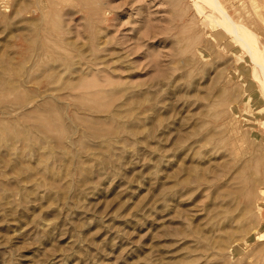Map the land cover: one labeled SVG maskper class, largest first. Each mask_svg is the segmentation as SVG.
Masks as SVG:
<instances>
[{"label":"rangeland","instance_id":"rangeland-1","mask_svg":"<svg viewBox=\"0 0 264 264\" xmlns=\"http://www.w3.org/2000/svg\"><path fill=\"white\" fill-rule=\"evenodd\" d=\"M198 1L0 0V264H264V0Z\"/></svg>","mask_w":264,"mask_h":264},{"label":"bare ground","instance_id":"bare-ground-1","mask_svg":"<svg viewBox=\"0 0 264 264\" xmlns=\"http://www.w3.org/2000/svg\"><path fill=\"white\" fill-rule=\"evenodd\" d=\"M198 2L200 5V8H201L200 10L203 11V9L204 10L210 9L209 14H210L211 18L217 17L219 24L222 26V29L219 30L217 33H215V36L217 37L219 43H224V41L226 40L227 37H229L233 42H236L239 40L242 41V38H241L242 35L240 36V30H241L240 27L243 26L242 22H243L245 15H247L250 12V8H249L250 6H249V3L247 2V0H199ZM230 33L233 34V36H231ZM32 43L35 44V42H32ZM228 44H229V42L225 43V46ZM234 47H235V49H241V48L245 49V51H248V54L250 52V50L248 49V46H246L245 43H242V44L236 43V45L234 44ZM259 48H261V47H258V51L255 54L256 56L250 52L249 58L254 60V63H255L254 67L256 69L257 68L264 69V51L261 50L262 48L261 49H259ZM248 183H249V187L247 190L248 194H245V195H246L247 201L250 203V205H252L254 202V198H256L255 197L256 196L255 191L252 190V189H255V186H254V188H252V186L254 184L253 181L250 183V180H248ZM250 188H252L251 189L252 191L249 192ZM256 191H257V189H256ZM259 192H260V190L258 191V193ZM256 194H257V192H256ZM260 194H261V197H260L261 200L264 201L262 191ZM260 194L258 196H260ZM256 201L257 200H255L254 205L257 204L256 209L260 213L261 218H263V216H264L263 215V207L264 206H263L261 201H257V203H256ZM254 205L252 208L255 207ZM260 215H258V216H260Z\"/></svg>","mask_w":264,"mask_h":264}]
</instances>
